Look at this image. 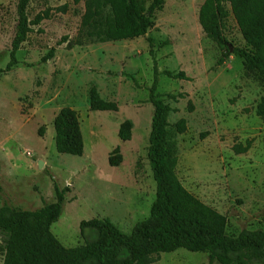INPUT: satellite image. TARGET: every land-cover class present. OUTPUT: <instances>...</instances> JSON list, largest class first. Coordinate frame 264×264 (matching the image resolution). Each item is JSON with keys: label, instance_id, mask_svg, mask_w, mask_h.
<instances>
[{"label": "rangeland", "instance_id": "374dc122", "mask_svg": "<svg viewBox=\"0 0 264 264\" xmlns=\"http://www.w3.org/2000/svg\"><path fill=\"white\" fill-rule=\"evenodd\" d=\"M18 1L0 0V70L10 62ZM204 1L166 0L144 37L105 43L82 36L85 0L31 2V20L39 14L48 17L33 27L17 52L18 64L0 74V207L39 211L56 202V187L67 190L61 217L51 228L67 248L83 245L82 221L108 218L130 234L150 216L156 199L148 160L153 49L160 72L187 77L161 75L157 89L174 110L167 131L177 151L181 183L227 219L229 235L264 229V120L257 114L264 84L246 76L242 59L234 55L218 65L220 49L199 22ZM225 35L233 49H249L233 16ZM51 50L54 57L44 61ZM92 87L103 100L116 103L118 111H91ZM168 94L184 97L171 100ZM66 107L80 118L81 157L56 150L54 121ZM181 119L187 122L184 134L176 129ZM125 120L134 124L127 142L118 136ZM248 142L246 153H235V146ZM116 148L123 161L111 167L109 157ZM7 239L0 229V264ZM153 264H209V258L180 249L160 255Z\"/></svg>", "mask_w": 264, "mask_h": 264}, {"label": "trees", "instance_id": "16d2710c", "mask_svg": "<svg viewBox=\"0 0 264 264\" xmlns=\"http://www.w3.org/2000/svg\"><path fill=\"white\" fill-rule=\"evenodd\" d=\"M32 1H18V23L11 58L0 74L11 71L18 64L17 52L33 32V27L48 17L39 14L31 20L28 8ZM85 1L87 10L82 36L85 35V40L101 43L144 37L154 25L155 14L163 10L166 2ZM230 16H233L249 49L231 47L225 35ZM199 22L207 38L220 49L219 66L234 55L242 59L246 76H255L264 84V0H205L199 11ZM73 47L74 44L69 43V48ZM54 53L51 50L44 61L52 59ZM150 55L154 73L149 101L154 107V115L148 160L156 184V199L150 216L137 223L130 234L123 233L108 218L82 221L80 236L83 245L67 248L51 230L61 217L67 192L56 187V202L39 211H16L6 205L0 207V229L8 234L3 264H153L160 255L180 249L207 254L209 264H264V229L229 235L227 219L190 193L178 178L177 151L169 142L167 131L168 118L174 110L158 95L157 89L161 75L175 80H187V77L183 72H160L153 49ZM183 97L184 94L166 95L171 100ZM89 106L91 111H118V105L103 100L96 87L90 90ZM257 114L264 120V100L259 104ZM186 123L185 119L177 123L179 134L186 132ZM54 127L57 152L83 156L85 146L78 113L69 107L62 109L55 118ZM133 129V122L125 120L119 128L120 140L130 141ZM250 147L251 142H248L245 147L235 146L234 151L243 154ZM122 161L120 148H116L109 157V165L118 167Z\"/></svg>", "mask_w": 264, "mask_h": 264}, {"label": "water", "instance_id": "95a60500", "mask_svg": "<svg viewBox=\"0 0 264 264\" xmlns=\"http://www.w3.org/2000/svg\"><path fill=\"white\" fill-rule=\"evenodd\" d=\"M42 166H43V163L39 162V168H42Z\"/></svg>", "mask_w": 264, "mask_h": 264}]
</instances>
